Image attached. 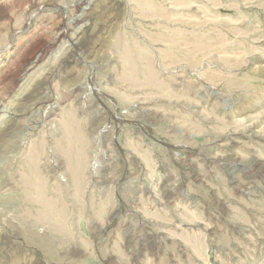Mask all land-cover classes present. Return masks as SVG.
I'll return each instance as SVG.
<instances>
[{"label":"rangeland","instance_id":"obj_1","mask_svg":"<svg viewBox=\"0 0 264 264\" xmlns=\"http://www.w3.org/2000/svg\"><path fill=\"white\" fill-rule=\"evenodd\" d=\"M0 264H264V0H0Z\"/></svg>","mask_w":264,"mask_h":264}]
</instances>
